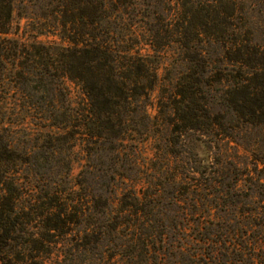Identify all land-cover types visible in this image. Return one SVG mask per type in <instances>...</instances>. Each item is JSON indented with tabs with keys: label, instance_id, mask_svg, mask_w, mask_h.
I'll return each mask as SVG.
<instances>
[{
	"label": "trees",
	"instance_id": "obj_1",
	"mask_svg": "<svg viewBox=\"0 0 264 264\" xmlns=\"http://www.w3.org/2000/svg\"><path fill=\"white\" fill-rule=\"evenodd\" d=\"M173 2L48 0L60 42L43 43L0 0V264H264L261 146H239L244 161L218 148L194 178L137 158L156 137L229 144L226 122L264 126V42L243 1Z\"/></svg>",
	"mask_w": 264,
	"mask_h": 264
},
{
	"label": "rangeland",
	"instance_id": "obj_2",
	"mask_svg": "<svg viewBox=\"0 0 264 264\" xmlns=\"http://www.w3.org/2000/svg\"><path fill=\"white\" fill-rule=\"evenodd\" d=\"M47 1L48 0H15L16 11L14 13V21H17L16 18L18 16L30 17L32 18V20L30 21H20V26L21 28H24L26 34H36V32H39L42 33V35L38 36L39 41L43 43H59V31H53L54 27H52V24L54 22V18L50 16V7H45ZM167 1H171V6L174 5V0ZM242 1L243 2L241 3V6L245 9V12L247 14L246 18H248L246 19V22H244V24H246L247 21L249 23H252L251 26L254 29L255 40L264 42V0ZM44 14L46 16L42 19H36L37 17ZM165 73L166 72L161 69L160 71H158L159 76H162V78H167V75L165 76ZM165 88H167V85ZM161 94H164L162 89L157 88L148 100L147 106V113L150 115L151 119H157L158 117V122L162 121L161 116H158L159 108L157 107L160 99L159 95ZM217 108L219 109L221 108V106H218ZM226 114V112L222 113V115L224 116H226ZM228 119V116H226V121H228ZM234 125L235 124L226 122V126L228 128H232L233 131L231 137L232 140L230 139L232 142H230L229 144H226L228 142H222L219 140L217 141L214 137H201L198 133H187L186 135H182L178 141H175L177 143L176 145H168L166 142L161 143L160 138L156 137V140L150 139L136 146L135 150L137 151V158L141 164H148L147 167L155 162L160 164L168 163L169 178L171 177V174L194 178L192 174L186 173L184 169H189V167L195 168L199 164H201L202 166H207L208 164L211 165L215 163V160H217L216 154L218 153V148L220 150H224L223 152H227V155L233 157V159L236 158V160L239 161H244L246 157V153L242 149L243 147L253 148L252 146L258 145V147L261 146L260 149H262V151L264 150V126L259 125L257 129H253L252 127H245L244 125H238V128H235ZM160 126L161 132L164 131L167 136L170 137L173 130L177 128L181 130L182 124H160ZM239 146H241L242 148ZM170 152H172L173 154L169 156ZM261 169L262 166L259 165L258 170ZM73 174H76V169L73 171ZM175 196L177 197L176 200L181 199L178 198L180 197L179 195ZM191 198L192 196L189 199ZM177 207L185 208L186 206L184 204H178ZM191 209L194 210L192 207ZM172 216L173 221L177 224L192 225L196 222H199L201 224L204 223V221L200 220L197 216H183L179 213L173 214L171 215V217Z\"/></svg>",
	"mask_w": 264,
	"mask_h": 264
}]
</instances>
